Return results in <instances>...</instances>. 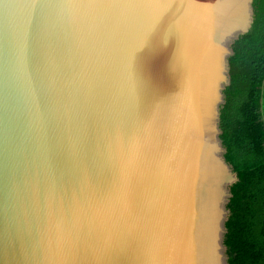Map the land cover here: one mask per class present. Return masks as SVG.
Segmentation results:
<instances>
[{
  "label": "water",
  "instance_id": "water-1",
  "mask_svg": "<svg viewBox=\"0 0 264 264\" xmlns=\"http://www.w3.org/2000/svg\"><path fill=\"white\" fill-rule=\"evenodd\" d=\"M253 3L0 0V264H229Z\"/></svg>",
  "mask_w": 264,
  "mask_h": 264
},
{
  "label": "trees",
  "instance_id": "trees-1",
  "mask_svg": "<svg viewBox=\"0 0 264 264\" xmlns=\"http://www.w3.org/2000/svg\"><path fill=\"white\" fill-rule=\"evenodd\" d=\"M250 31L233 45L220 110L225 157L238 176L226 222L229 264H264V0Z\"/></svg>",
  "mask_w": 264,
  "mask_h": 264
}]
</instances>
